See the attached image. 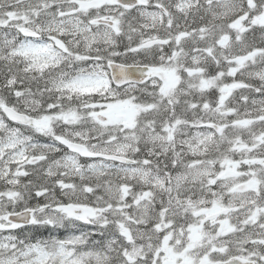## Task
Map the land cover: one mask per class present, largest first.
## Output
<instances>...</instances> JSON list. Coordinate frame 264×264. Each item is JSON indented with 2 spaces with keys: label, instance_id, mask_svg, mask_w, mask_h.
Returning a JSON list of instances; mask_svg holds the SVG:
<instances>
[{
  "label": "snow or ice",
  "instance_id": "6c2138e0",
  "mask_svg": "<svg viewBox=\"0 0 264 264\" xmlns=\"http://www.w3.org/2000/svg\"><path fill=\"white\" fill-rule=\"evenodd\" d=\"M0 264H264V0H0Z\"/></svg>",
  "mask_w": 264,
  "mask_h": 264
}]
</instances>
